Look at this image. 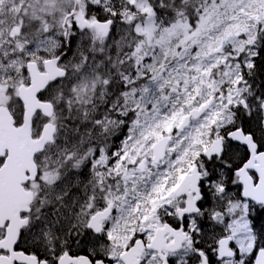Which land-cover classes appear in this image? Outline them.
Masks as SVG:
<instances>
[{
	"label": "snow or ice",
	"instance_id": "1",
	"mask_svg": "<svg viewBox=\"0 0 264 264\" xmlns=\"http://www.w3.org/2000/svg\"><path fill=\"white\" fill-rule=\"evenodd\" d=\"M0 264H264V0H0Z\"/></svg>",
	"mask_w": 264,
	"mask_h": 264
}]
</instances>
